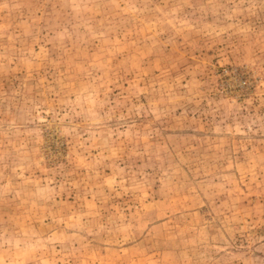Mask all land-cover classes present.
Wrapping results in <instances>:
<instances>
[{"label":"rangeland","instance_id":"1","mask_svg":"<svg viewBox=\"0 0 264 264\" xmlns=\"http://www.w3.org/2000/svg\"><path fill=\"white\" fill-rule=\"evenodd\" d=\"M0 264H264V0H0Z\"/></svg>","mask_w":264,"mask_h":264}]
</instances>
